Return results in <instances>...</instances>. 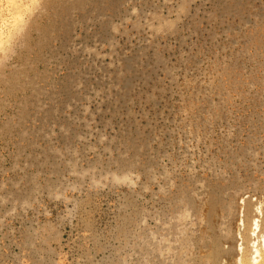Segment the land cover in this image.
Wrapping results in <instances>:
<instances>
[{"label": "rangeland", "instance_id": "1", "mask_svg": "<svg viewBox=\"0 0 264 264\" xmlns=\"http://www.w3.org/2000/svg\"><path fill=\"white\" fill-rule=\"evenodd\" d=\"M211 185L238 264L247 203L264 243V0H0V264H211L186 253Z\"/></svg>", "mask_w": 264, "mask_h": 264}, {"label": "bare ground", "instance_id": "2", "mask_svg": "<svg viewBox=\"0 0 264 264\" xmlns=\"http://www.w3.org/2000/svg\"><path fill=\"white\" fill-rule=\"evenodd\" d=\"M229 119H227V122H228ZM212 132V131H211ZM210 136V134H209ZM212 137L208 138L209 141H212ZM228 142V141H227ZM230 143V142H229ZM234 144V143H233ZM212 146V145H211ZM219 146V145H218ZM225 146V145H224ZM223 147V146H222ZM230 147V146H229ZM248 148V147H247ZM218 149V147H217ZM216 149V150H217ZM231 149V147H230ZM249 149V148H248ZM248 149H246V154L248 155ZM224 150V148H223ZM210 151H211V148H210ZM220 152V150H219ZM218 152V153H219ZM226 152V151H225ZM245 154V152H243ZM251 153H252V150H251ZM253 154V153H252ZM259 154V153H258ZM262 154V153H261ZM218 155V154H217ZM260 155V154H259ZM212 156V155H211ZM231 156V155H230ZM254 156V155H253ZM257 157V156H256ZM217 158V156L215 157ZM233 158V157H232ZM247 158V157H245ZM258 158V157H257ZM248 160V159H247ZM212 162V161H211ZM217 163V162H216ZM211 167V166H210ZM218 167V166H217ZM214 168V167H213ZM212 169V168H211ZM210 169V170H211ZM255 171V169H254ZM260 171V170H258ZM263 172V171H261ZM210 174H213V172L210 171ZM219 176V175H218ZM254 184V183H253ZM215 186H210V192H209V195H208V199H207V202L205 204H207V207L205 208V217H206V222L207 224L205 225L204 228L202 229H199L200 232L198 233L196 230H192V236L190 235V237H193L192 239H196L195 241V244L192 242V245H190V249H188L186 251V253H190L192 251V256H191V261L194 260V261H197V257H194V254L196 251H194L193 249L194 248H200V251L204 252L205 255H204V258H208L210 259V263L211 264H221V257L223 255V253H227V251L225 250V248L223 247V237H226L227 235H231L229 240H231V245H232V248L234 249L232 251V253L234 254V257L236 258L237 257V254L235 256V252H236V247H235V236H234V233L231 234L232 230L233 229V225H235L234 223L231 224L232 220L230 219V224L227 226L226 228V232L227 234H223L222 233V229L219 228V225H220V221L222 220V213H221V210L219 209L218 207V203L223 199V192L221 189H219L218 187H215ZM256 187V186H255ZM263 190V189H262ZM231 192V191H230ZM231 194V193H230ZM262 194V192H261ZM207 197V196H206ZM228 197V196H227ZM197 198V197H196ZM205 200V199H204ZM205 202V201H204ZM188 205V204H187ZM251 203H247V206H246V214H245V231H244V234L243 235V239L245 241H247V247L242 251V252H239L238 253H241V257L240 255H238V258L240 259H236V261L238 262V264H264V243L263 242H260L256 245L255 249H253L251 246H250V242L252 241V237H251V228H252V220H253V210L251 208ZM204 206V204H203ZM227 206V204H226ZM233 206V205H232ZM231 206V207H232ZM179 207V206H178ZM197 207V206H196ZM229 208V207H228ZM234 208V206H233ZM235 209V208H234ZM204 210V209H203ZM233 211V209H232ZM235 211V210H234ZM262 211V210H261ZM228 212V211H227ZM264 213V212H263ZM203 215V214H202ZM228 217V216H227ZM234 217V215H232V218ZM160 220V219H159ZM174 220V219H173ZM171 220V221H173ZM177 220V219H176ZM175 220V221H176ZM225 220V219H224ZM170 221V222H171ZM226 221V220H225ZM167 222V221H166ZM177 222V221H176ZM180 222V221H179ZM234 222H235V219H234ZM174 223V222H173ZM172 223V224H173ZM226 223V222H225ZM244 223V222H243ZM180 224V223H179ZM256 225V229L261 227V223L260 221H257L256 219V222L254 223ZM171 225V223L169 224ZM227 225V224H226ZM235 228V227H234ZM237 228V227H236ZM158 230V229H157ZM261 230V229H260ZM177 231V230H176ZM169 231L167 230V233L165 232V234H169L168 233ZM225 232V233H226ZM234 232V231H233ZM170 233L171 234H174V232L172 230H170ZM187 233V232H185ZM146 234V233H145ZM189 235V234H188ZM161 236V235H160ZM176 236V235H175ZM185 236V235H184ZM187 236V235H186ZM189 238V237H188ZM199 238V239H197ZM171 239V238H170ZM174 240V241H173ZM173 242H174V245H176V242H175V239L173 238ZM197 240H202L201 244H198ZM189 241V240H188ZM228 241V240H227ZM162 242V241H161ZM160 242V244H161ZM171 242V241H169ZM165 243V242H164ZM172 243V242H171ZM170 243V244H171ZM179 243V242H178ZM186 243V242H185ZM191 243V242H189ZM153 244H156L155 242H153ZM157 245V244H156ZM188 245V244H186ZM146 246V245H145ZM160 246V245H159ZM182 246V245H181ZM184 246V245H183ZM255 246V245H254ZM188 247V246H187ZM148 248V247H147ZM157 248V247H156ZM164 248V247H163ZM168 248V247H167ZM171 248V247H170ZM198 248V249H199ZM149 249V248H148ZM179 249V248H178ZM185 249V248H183ZM187 249V248H186ZM206 249V250H205ZM167 250V249H166ZM169 250V249H168ZM175 250V249H174ZM172 249V251H174ZM196 250V249H195ZM159 251V250H157ZM178 251V250H177ZM182 251V250H181ZM199 251V250H198ZM200 252V253H202ZM171 253V251L169 252V254ZM198 253V252H197ZM231 253V252H230ZM231 253V254H232ZM164 254V253H163ZM166 254V253H165ZM181 254V253H180ZM185 254V253H184ZM191 254V253H190ZM228 254V253H227ZM167 255V254H166ZM174 255V254H173ZM196 255V254H195ZM180 256V255H179ZM187 256V254H186ZM185 256V257H186ZM190 256V255H189ZM161 257V256H160ZM169 257H172V256H169ZM177 257V256H176ZM194 257V258H193ZM228 257V256H227ZM233 257V256H232ZM163 258V257H162ZM188 258V257H187ZM166 259V258H164ZM163 259V260H164ZM224 259H225V256H224ZM170 260V259H169ZM181 260V259H180ZM184 260V259H183ZM187 260L190 261V259L188 258ZM171 261V260H170ZM173 261V260H172ZM186 262V261H184ZM188 262V261H187ZM199 262V261H198ZM208 262V260L206 261ZM224 262V261H223ZM202 263V262H201ZM236 262L234 260H231L230 264H235ZM185 264V263H184ZM228 264V263H227Z\"/></svg>", "mask_w": 264, "mask_h": 264}]
</instances>
